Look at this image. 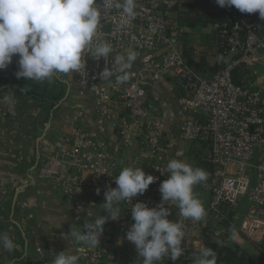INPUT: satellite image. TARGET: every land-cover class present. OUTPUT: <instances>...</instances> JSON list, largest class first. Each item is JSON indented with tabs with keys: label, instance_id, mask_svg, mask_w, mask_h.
<instances>
[{
	"label": "built area",
	"instance_id": "1",
	"mask_svg": "<svg viewBox=\"0 0 264 264\" xmlns=\"http://www.w3.org/2000/svg\"><path fill=\"white\" fill-rule=\"evenodd\" d=\"M209 1L221 14L211 26L219 59L212 74L195 67L169 34L177 0H135L136 15L130 21L121 10L96 0L102 12L93 43L107 42L113 51L108 61L85 52L73 86L78 95L90 97L97 127L76 123L64 144L45 158L41 174L65 196L78 197L77 208L104 203V193L116 187L115 178L124 167H141L157 179L131 202L114 204L122 215L105 222L98 247L81 249L79 256L86 264L109 263L114 237H123L129 245L125 237L133 223L131 206L144 202L155 207L161 202L159 185L169 177L165 164L178 142L204 145L199 163L206 179L198 185L209 195L207 216L201 221L184 218L178 206L168 202V219L182 225L183 254L176 261L167 256L162 261L189 264L200 253V245H193L197 233L203 234L204 245L210 234L236 226L264 262V84L258 86L253 68L257 63L264 66V19ZM128 49L136 53L128 80L119 82L117 75L105 79L102 70ZM145 75L152 81L170 79L179 88L181 108L191 115L176 131L167 130L144 84ZM109 130L114 142L105 137ZM240 215L236 225L234 219ZM92 223H83L80 232ZM35 250L39 258L45 257L41 245Z\"/></svg>",
	"mask_w": 264,
	"mask_h": 264
},
{
	"label": "crops",
	"instance_id": "2",
	"mask_svg": "<svg viewBox=\"0 0 264 264\" xmlns=\"http://www.w3.org/2000/svg\"><path fill=\"white\" fill-rule=\"evenodd\" d=\"M199 1L177 0L169 34L195 67L212 74L216 70L218 54L216 36L211 30L213 23L194 21L202 13L195 6H186V3ZM208 4L213 7L212 2ZM192 20L193 23L189 24ZM17 60L18 57L14 56L12 63L0 70V78L20 80L25 86L32 82L36 84V92L47 95L46 89H49L60 97L45 100L27 96L22 93L23 88L21 92L7 90L0 93V233H7L16 244L11 252L0 248V264H53L55 254L69 248L71 243L79 247L75 235L71 241L69 234L80 232L83 223L94 222L92 220L98 216L106 217V222L116 221L122 213L118 219L112 220L103 208L104 203L77 208L78 197L65 196L42 176L45 158L64 144L75 124L95 130L97 119L90 97L78 95L73 86L75 72L56 74L44 81L17 78ZM253 68L261 72L257 73V82L262 86L264 66L257 63ZM144 84L158 103L167 130L176 131L191 115L181 108L179 88L170 79L152 81L147 75L144 76ZM6 96L14 100V107L4 99ZM105 137L114 142L115 137L110 130ZM203 151V144L178 142L167 160L178 154L180 159L197 167L198 153ZM208 198L205 191L203 207L207 205ZM217 233L210 234L207 240L220 241L222 236L226 243L235 242L243 247L244 237L236 226ZM197 234L193 245L202 247L200 238L203 234ZM37 245L44 249L43 259L35 250ZM252 245L254 250L252 254L248 253L256 260L259 253ZM80 264L86 263L80 258ZM107 264H142V259L137 255L134 244L130 242L128 245L123 237H114V258Z\"/></svg>",
	"mask_w": 264,
	"mask_h": 264
},
{
	"label": "clouds",
	"instance_id": "3",
	"mask_svg": "<svg viewBox=\"0 0 264 264\" xmlns=\"http://www.w3.org/2000/svg\"><path fill=\"white\" fill-rule=\"evenodd\" d=\"M221 7H235L241 13H258L264 19V0H215ZM108 8L121 10L128 21L135 18V0H102ZM102 8L96 0H0V70L6 69L18 57L17 78L44 81L56 74H72L84 67V53L95 60L108 61L113 51L107 42L93 43L100 24ZM136 53L132 49L117 54L112 67H105V79L117 75L119 82L127 81V70L132 67ZM11 107L14 100L4 98ZM164 172L169 177L159 185L161 202L149 207L144 202L131 206L133 223L126 232V239L134 244L142 264H157L167 256L176 261L183 254L182 225L168 219L170 210L165 205L174 202L180 215L201 221L206 215L202 202L193 191L194 185L206 179L205 171L193 167L179 158L170 157ZM157 178L146 174L141 167H124L115 178V188L104 193V209L112 220L119 217L114 204L130 201L143 194ZM106 217L98 216L94 223L84 225L83 232L72 235L80 247L71 246L55 254L53 264H80L79 252L83 248H96L103 232ZM16 247L7 233H0V248L11 252ZM216 252L207 246L200 249L195 264H216Z\"/></svg>",
	"mask_w": 264,
	"mask_h": 264
},
{
	"label": "trees",
	"instance_id": "4",
	"mask_svg": "<svg viewBox=\"0 0 264 264\" xmlns=\"http://www.w3.org/2000/svg\"><path fill=\"white\" fill-rule=\"evenodd\" d=\"M208 3H211L209 0H200L199 2H189L186 3V6H195V8L199 9L202 13L201 16L195 17L194 21H205V22H217L221 19V14L217 11L215 4L213 3V7L209 6ZM190 22V21H189ZM193 23L190 22L189 24ZM219 66V59L216 60V69ZM23 88V91L21 90ZM13 90L18 91L32 97H37L40 99H51V98H59L60 95L55 93L52 96H47L42 93L36 92V84L32 82H27L26 86L23 84V81L20 80H8L5 78H0V93L2 91ZM52 100V99H51ZM55 104V103H54ZM197 167H201L199 163ZM203 246H207L212 248L217 255L216 264H264L263 258L259 255L256 260L252 258V256L244 250L240 245L235 242L226 243L222 241H214V240H206ZM199 256V255H198ZM197 256V257H198ZM195 257L189 264H195L197 259ZM157 264H169L163 261L157 262Z\"/></svg>",
	"mask_w": 264,
	"mask_h": 264
},
{
	"label": "rangeland",
	"instance_id": "5",
	"mask_svg": "<svg viewBox=\"0 0 264 264\" xmlns=\"http://www.w3.org/2000/svg\"><path fill=\"white\" fill-rule=\"evenodd\" d=\"M255 69L257 70V73L259 75L261 72L259 71L258 68H255ZM46 91H47V96H52L53 95V93L49 92L50 91L49 89H46ZM202 154L203 153H198V157L200 158L202 156ZM255 157H256V155H255ZM193 191L196 194V196L199 198V200L202 202V205H203L204 199H205V190H203L198 184H196L193 187ZM208 197H209V195H208ZM208 201H209V198H208ZM207 205H208V202H207ZM207 205L204 207V209L206 211L205 217L207 216ZM241 210H242V213H243L245 209L243 208ZM240 217H241V215L238 216L237 219H234V222H235L236 225L239 224ZM231 231H234V230L231 228ZM223 236L226 237V235L224 233H223ZM220 237H219L220 241L225 242V238L222 237V236H220ZM244 241L245 242L242 244V246H243L242 248L244 250H246L247 252L252 254V250H254L252 243L250 241H248L247 239H245V238H244ZM175 264H180V263H175Z\"/></svg>",
	"mask_w": 264,
	"mask_h": 264
}]
</instances>
